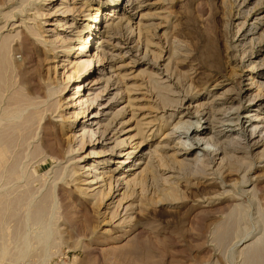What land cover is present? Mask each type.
I'll return each instance as SVG.
<instances>
[{"label": "rangeland", "instance_id": "374dc122", "mask_svg": "<svg viewBox=\"0 0 264 264\" xmlns=\"http://www.w3.org/2000/svg\"><path fill=\"white\" fill-rule=\"evenodd\" d=\"M110 19L118 25L107 31ZM83 28V41L91 35L85 53L74 50ZM3 43L8 66L0 65V135L15 141L19 134L3 162L15 163L18 174L0 180V195L9 196L10 210L15 206L3 224L11 251L3 264H15V247L25 239V264H254L255 249L264 264V0H0ZM171 53L178 84L164 72ZM94 54L100 61L92 58L91 76H77L76 59ZM150 77L170 85L169 98L178 105L164 107ZM23 99L33 105L6 119ZM113 115L126 143H140L121 166V152L131 150L126 144L100 154L111 142L98 143V134L90 142L88 133L80 145L83 130L95 129L93 120L105 128ZM193 129L217 138L216 148L190 135ZM195 156L203 163L194 165ZM91 163L105 180L116 167L115 176L132 167L128 178L140 185L129 187L115 209L122 191L102 202L85 185L94 175L95 169L85 171ZM40 201L47 202L42 222L56 230L44 245L28 217Z\"/></svg>", "mask_w": 264, "mask_h": 264}, {"label": "bare ground", "instance_id": "6f19581e", "mask_svg": "<svg viewBox=\"0 0 264 264\" xmlns=\"http://www.w3.org/2000/svg\"><path fill=\"white\" fill-rule=\"evenodd\" d=\"M84 2V1H83ZM76 3V2H75ZM79 3H80V1H79ZM87 3V2H86ZM89 4V3H88ZM94 8V7H93ZM94 10H98V9H94ZM96 12V11H95ZM94 14H96V13H94ZM110 14V13H109ZM115 14V13H114ZM110 16H114V15H110ZM95 17V16H94ZM111 20V19H110ZM106 21V20H105ZM109 22V21H108ZM116 25H118V24H116V23H114V20H111L110 21V23H108L104 28H106V30L108 31L110 28H113V27H115ZM93 26V25H92ZM38 27H39V25H38ZM40 28V27H39ZM37 29V27L35 28V27H31V29H29L28 31L30 32V34L31 35H34L35 37H41L40 35H41V32H40V29ZM115 28H117V27H115ZM90 29V28H89ZM44 30V29H43ZM83 30H85L84 28L83 29H81L80 30V36H78V38H79V40H80V42H81V40L83 39L82 37H81V33L83 32ZM95 30V29H94ZM105 30V31H106ZM44 32V31H43ZM42 32V33H43ZM110 32H111V30H110ZM108 33V32H107ZM84 34V33H83ZM94 35V34H93ZM26 37L28 38V35L27 34H23V39L24 40H26ZM94 37V36H93ZM89 40H91V35L90 36H88V37H86V40H82V42L78 45V47H76V48H74V50H76L77 52L78 51H82V52H84L85 53V50L87 49V44L89 43ZM28 41V40H27ZM2 42V41H1ZM65 49H67L68 50V52L70 53V51L72 50V48L70 47V46H67ZM93 49V48H92ZM6 44H1V47H0V65H3V67H4V65L7 67L8 66V56L6 55ZM75 52V51H74ZM98 53V52H97ZM245 53V52H244ZM101 54V53H100ZM74 56V55H73ZM176 56V54L175 53H171V54H169L168 55V57L165 59V64H164V72H165V74H166V76H167V78L168 79H171V78H175L176 79V82L175 83H177L178 84V82L177 81H179V77H178V75L176 74V60H175V57ZM94 57H97V59H98V61H100V57H98V54L95 56V54L91 57V58H86V59H79L78 58V60L76 59V61L73 63V67L75 68V70H76V75L77 76H79V77H81L82 79L83 78H85V77H90L91 76V74H92V58H94ZM174 60L176 61V62H174ZM251 66V65H250ZM249 66V67H250ZM5 67V68H6ZM250 69V68H249ZM6 70V69H5ZM1 71V70H0ZM69 72V71H68ZM70 74V73H69ZM74 75V74H73ZM78 77V78H79ZM71 78V75H67L66 76V79H70ZM147 78V77H146ZM151 78V80H152V83H153V85L155 86L154 88H156V92L158 93L157 95H158V97H159V99L161 100L160 102L162 103V105H163V103L164 104H167V103H169L170 102V105H172L171 103H177L178 102V100H176V101H173V99H170L169 97V95L173 92L172 90H171V86L170 85H166V84H164V83H159V82H156L157 80H154L152 77H150ZM175 79H173V80H175ZM91 81V80H90ZM83 83V82H82ZM85 84V83H84ZM176 84V85H177ZM81 85L82 84H80V85H78L77 86V89H78V91H80V88H81ZM253 85V84H252ZM88 86V85H87ZM83 87V86H82ZM67 88V86H65L64 87V89H66ZM263 88V87H262ZM261 88V89H262ZM82 97V96H81ZM157 97V98H158ZM82 100V99H81ZM59 102H60V100H58ZM58 101L56 102V109L54 110V112H56V110H58V108H60V103L58 104ZM83 101V100H82ZM90 101V104H92V102H91V100H88V99H86V101H84V104L85 103H87V102H89ZM79 102V101H78ZM77 103V102H76ZM80 103V102H79ZM83 103V102H82ZM19 106L17 107V109L15 110V111H13V112H8V113H6L5 114V117H6V119H12L14 116H16V115H22L23 116V114L26 112V110H27V108L26 107H31L32 105H33V102L32 101H28V103L26 102L25 103V101H24V99L23 100H20L19 101ZM78 105H80V104H78ZM77 105V106H78ZM177 105H178V103H177ZM177 105H175L176 107H177ZM54 106V104L52 105V106H50L51 108H49V110H51L52 109V107ZM71 106V105H70ZM74 106V105H73ZM75 106H76V104H75ZM164 106V105H163ZM173 106V105H172ZM171 106V107H172ZM165 107V106H164ZM163 107V108H164ZM175 107V108H176ZM75 108V107H74ZM73 108V109H74ZM82 108V107H81ZM89 107H87V108H83V109H88ZM78 110V109H77ZM80 110V109H79ZM78 110V113L80 112ZM85 111V110H84ZM86 111H88V110H86ZM82 112H83V110H82ZM74 113V112H73ZM85 113V112H84ZM83 113V114H84ZM210 113V112H209ZM63 114V113H62ZM61 114V116H59L60 118H61V120L63 119V115ZM72 114V113H71ZM90 114H92V113H90ZM112 114V113H111ZM116 115V117L117 116H119L121 113H120V111L118 112V113H115ZM26 115H28V116H26ZM25 115V118L26 119H24L23 120V122H25V120H27V122H25V124H30L29 122H30V119H31V116H32V114L31 113H28V114H26ZM65 115V114H64ZM78 115V114H77ZM80 115V114H79ZM78 115V116H79ZM211 115V114H210ZM74 116V115H73ZM72 116V117H73ZM81 116V115H80ZM114 115L112 116V118L113 117H115ZM163 116V115H162ZM19 117V116H18ZM21 117V116H20ZM67 117V116H66ZM83 117V116H82ZM86 117V116H85ZM95 115H92V118L91 119H95ZM113 118V120L111 119V120H107V123L106 124H104V126H105V128L103 127V126H100L99 125V123L97 122V121H95V120H93L92 121V124L94 125V127H95V129L92 127V126H90V128L87 130V131H85V129L83 130V132H82V134H81V141H80V145L81 146H85V145H83L84 143L86 144V142L84 141V139H85V137L88 135V133H89V138H90V142L92 141V137H94L95 135H97L98 134V137H97V142L99 143V141L101 140V141H106V140H109L110 142H111V144H112V146H106V147H109L108 149H106V151H108L110 154H106V153H108V152H105V151H102L101 153L98 151V154L100 153V154H103V153H105V155H111V154H113V152H114V150H117V149H122L124 146H125V144L127 145V147H130L131 148V150H129V151H119V152H121L122 154V156L124 155V157H126L125 158V160H118L117 162H116V164L119 166H121V165H125L126 163H128V159L131 157L130 155L131 154H133L136 150H137V148L139 147V145H140V143H134L133 144V147H131V146H129V145H131V143H129V144H127L126 143V141H125V138H122V133H123V127L121 126V128L118 130V129H115V124H117L118 122L116 121L117 120V118ZM213 117V116H212ZM22 118V117H21ZM69 118V117H68ZM75 118V117H74ZM160 118V117H159ZM168 118V120L169 119H172V115H169V117H167ZM210 118V117H209ZM214 118V117H213ZM77 119V118H76ZM116 119V120H115ZM122 119V118H121ZM210 119H212V118H210ZM257 119V118H256ZM76 121V120H75ZM119 121V120H118ZM181 121L182 120H179V122H178V124H181ZM37 123V122H36ZM64 124V123H63ZM63 124H61L60 125V128H61V130L63 129V127H65ZM122 124H124L121 120L119 121V125H122ZM166 124H167V121H166ZM177 125V124H176ZM176 125H175V127H176ZM103 127V128H102ZM101 128H102V131H100L101 130ZM87 129V128H86ZM28 130V129H27ZM209 131V130H208ZM12 132V131H11ZM65 132V131H64ZM28 133H29V130H28ZM27 133V134H28ZM30 133H31V130H30ZM29 133V134H30ZM109 133H112V135H111V138H108L107 139V135L109 134ZM207 133V130H195V129H193L192 131H191V133H190V135L191 134H194L193 136L195 137V139H199V141H203L204 142V145H206V146H214L215 148H216V144L218 143L217 142V138L215 139L214 138V136L213 137H207L206 134ZM10 134V133H9ZM22 134V133H21ZM26 134V135H27ZM28 134V135H29ZM219 134V133H218ZM13 135V134H12ZM13 136H15V135H13ZM16 136H18L17 137V139L16 140H18V138H19V134L18 135H16ZM32 136V135H31ZM10 135H8V134H1L0 135V180H2V178H3V176L5 175V174H7L8 176H10V175H12V174H14V173H17L16 171H17V169H16V166H15V163H12L11 165H8V166H6V164L5 163H3L4 162V160L7 158V155H8V149H11L12 147V145H11V143H14V142H17L16 140L14 141V137L12 138L13 139V141L11 140V141H9L10 140ZM24 137H25V135H24ZM23 137V138H24ZM71 137V136H70ZM73 137H74V135H73ZM133 137V136H132ZM135 137V136H134ZM22 137H20V139H21ZM26 138V137H25ZM66 138V137H65ZM80 138V137H79ZM26 139H28V137L26 138ZM29 139H30V137H29ZM28 139V140H29ZM71 139H72V137H71ZM24 140V139H23ZM23 140H21V141H23ZM95 141H96V139H94ZM112 140V141H111ZM179 140H181V139H179ZM66 141V140H65ZM218 141H219V139H218ZM24 142V141H23ZM109 142V143H110ZM70 143V142H69ZM106 143H107V141H106ZM184 148V150L186 149V147H185V145H184V143L182 142V141H180L179 142ZM89 144V143H88ZM15 145V144H14ZM18 145V144H17ZM17 145H15L14 147H16ZM66 145V144H65ZM104 145H106L105 143H104ZM109 145V144H108ZM203 145V144H202ZM218 145V144H217ZM80 146V147H81ZM87 146V145H86ZM195 146H197L196 144H195ZM11 147V148H10ZM13 147V148H14ZM213 147V148H214ZM208 148V147H207ZM214 148V149H215ZM26 149V148H25ZM210 149V148H209ZM209 149H207V151L209 150ZM214 149H213V151L212 150H209V151H211V152H214ZM75 149L74 148H70L69 150H68V153H71L72 151H74ZM80 150V149H79ZM82 150V149H81ZM205 150V149H204ZM208 151V152H209ZM219 151V149L216 151V152H218ZM66 152V151H65ZM210 152V153H211ZM225 152V151H224ZM19 153V152H18ZM23 153V152H22ZM115 153V152H114ZM207 153V152H206ZM219 153V152H218ZM218 153H214L213 155L216 157L217 156V154ZM221 153V152H220ZM222 153H223V151H222ZM14 154V153H13ZM66 154V153H65ZM91 154H97V153H91ZM186 154V152L185 153H183V154H181V155H185ZM180 155V154H179ZM11 156V155H10ZM9 156V157H10ZM14 156V155H13ZM96 156V155H95ZM107 156V157H108ZM203 156V155H202ZM7 158V162L10 160V158ZM97 157V156H96ZM224 157V156H223ZM9 159V160H8ZM11 159L13 160V158L11 157ZM150 159H151V153H150V155H148L147 156V162H146V165L148 164V163H151L150 162ZM15 160V159H14ZM52 160V159H51ZM108 160V159H107ZM107 160H105V163H107ZM221 160V159H220ZM6 162V161H5ZM6 162V163H7ZM16 162H17V160H16ZM113 162V161H112ZM139 162V161H138ZM193 162H194V165H196L197 163H200V164H202L203 162H201L200 161V159L198 158V157H196L195 156V158L193 159ZM220 162H222V161H220ZM18 163V162H17ZM181 163V162H180ZM114 164V163H113ZM139 164V163H138ZM138 164H135V165H138ZM93 163H91V164H89V165H87V166H85L86 168H85V171L87 172V171H93L94 169V171H93V173L92 174H94L91 178H90V180H88L87 182H85V185H87V186H89L88 188H91V191H96L93 195H95L96 193H98V192H100V195L99 196H101L100 198H101V201L103 202V201H105L106 199H108V197L109 196H111V193L113 192V190L115 191V193H119L120 191H122L121 192V194H119L120 195V199H119V202H118V204H117V206L115 207V209H117L118 207H121V201H123L124 199L126 200V198L127 197H129L128 196V189H129V187H132L133 185L135 186V184H137V183H139V182H137L136 181V178H132V179H129L128 177H129V175L131 174V172L134 170V169H132V167H130L129 168V170H126L127 172H122V174L121 175H114L113 173H115V171H116V169L118 168V167H116L112 172V174L110 175V176H108L107 177V179L105 180L104 179V175H105V172H100V173H98V170L100 169H98V168H96V166L95 167H93ZM99 165V164H98ZM97 165V166H98ZM183 165V164H182ZM186 165V164H185ZM190 165V164H189ZM188 165V166H189ZM149 167V166H148ZM191 167V166H190ZM194 167H196V166H194ZM93 168V169H92ZM192 168V167H191ZM74 169V168H73ZM72 169V175H74V173H76V171H75V169L73 170ZM102 169V168H101ZM104 169V168H103ZM77 170V169H76ZM32 172H34L35 173V169H33V171ZM78 172V171H77ZM108 172V171H107ZM111 172V171H110ZM84 173V172H83ZM88 173V172H87ZM91 173V172H90ZM18 174V173H17ZM86 174V173H85ZM6 175V176H7ZM88 175V174H87ZM107 175H108V173H107ZM135 175V174H134ZM5 177V176H4ZM20 177V176H19ZM106 177V176H105ZM8 178V177H7ZM76 178V177H75ZM128 178V179H127ZM4 180V179H3ZM2 180V181H3ZM14 180H15V178H14ZM18 180V179H17ZM19 180H20V178H19ZM85 180V179H84ZM86 181V180H85ZM104 181H105V183H104ZM1 182V181H0ZM5 182V181H4ZM13 182V181H12ZM83 182V181H82ZM98 183H101L100 184V186H97V184ZM1 185V184H0ZM139 185H140V183H139ZM77 186V185H76ZM94 186H96V187H94ZM105 186V187H104ZM3 187V186H2ZM78 188V187H77ZM93 188V189H92ZM133 189V188H132ZM135 189V188H134ZM6 190V189H5ZM85 190H87V188L85 189ZM89 190V189H88ZM142 190V189H141ZM167 191V190H166ZM171 191H174V190H171ZM15 192V191H14ZM86 192V191H85ZM32 193V192H31ZM129 193H131V191L129 190ZM133 193V192H132ZM138 193V192H137ZM50 194H51V191H50ZM142 194V193H141ZM175 194V193H174ZM174 194L173 193H169L168 192V194H167V198H169V197H174ZM26 195H28V194H26ZM33 195H34V193L33 194H31V199H32V197H33ZM92 195V194H91ZM90 195V196H91ZM131 195V194H130ZM141 196V195H140ZM9 196L7 195V194H5V195H0V240H1V238L3 237L2 235V229L4 230V228H3V224L5 223V215H6V213L7 212H10L11 210H13V209H15V204H13L12 206H14L11 210L8 208V205H9V203H10V198H8ZM20 197H22V196H20ZM47 197H49V196H47ZM164 197H166L165 195H164ZM178 197V196H177ZM42 198V197H41ZM93 198V197H92ZM19 200H20V198H18ZM29 200L30 202H28V206L29 205H31L32 203H34V201L33 200ZM95 199V198H94ZM169 199H171V198H169ZM177 199V198H176ZM175 199V197H174V200H176ZM14 200V199H13ZM98 200V199H97ZM96 200V201H97ZM112 200V199H111ZM173 200V199H172ZM18 201V200H17ZM16 200H15V202H17ZM33 201V202H32ZM48 202H49V200H47ZM13 202V201H12ZM50 202H54V197L52 196V198L50 199ZM89 202V201H88ZM99 202V201H98ZM150 202V201H149ZM20 203V202H19ZM46 203L47 202H43V201H40V202H38L37 203V209L35 210V211H33V212H31V214H29V216L28 217H30V219H31V221H30V223L32 224V227H35V228H33L34 229V231H36V229H38L39 230V235H37L36 237H34V238H36V241H37V243L38 244H42V245H44L45 243H46V241L50 238V236L53 234V232L54 233H56V230L55 229H53L51 226H50V222L48 223V224H45V223H43L42 222V219H43V217H42V215L44 214V210H43V208H45V207H47L46 206ZM91 203V202H90ZM112 203V202H111ZM140 203V202H139ZM11 204V203H10ZM50 204V203H49ZM48 204V205H49ZM92 204V203H91ZM11 206V207H12ZM17 206V205H16ZM24 206V205H23ZM50 206V205H49ZM10 207V208H11ZM129 207H130V204L127 206L126 205V207H125V210L124 211H127L128 209H129ZM24 209H25V207H24ZM10 210V211H9ZM46 211H47V208H46ZM12 212V211H11ZM46 213V212H45ZM113 213H115V212H113ZM112 213V214H113ZM13 213H11V214H9L8 216H10V215H12ZM14 215H15V213H14ZM13 215V216H14ZM7 216V215H6ZM23 216V215H22ZM21 216V217H22ZM237 216V215H236ZM11 217V216H10ZM10 217H7V218H9L10 219ZM24 217V216H23ZM46 218V217H45ZM24 219V218H23ZM49 220V219H48ZM50 220H52V218H50ZM125 220V219H124ZM6 221H8V219L6 220ZM21 222V221H20ZM24 223V222H23ZM25 223H26V220H25ZM47 223V222H46ZM5 224H7V222L5 223ZM18 226V225H17ZM26 226V225H25ZM53 226V225H52ZM5 227H6V225H5ZM221 227V226H220ZM10 228V227H9ZM31 228V227H30ZM5 230H7V228H5ZM10 231H12V230H10ZM19 231V230H18ZM225 231V230H224ZM20 232V231H19ZM7 233V232H6ZM13 233H15V230L13 231ZM12 233V234H13ZM18 232H16V234H17ZM225 233V232H224ZM221 234H223V233H221ZM228 234V233H227ZM57 235V234H56ZM6 236H8V235H6ZM4 237V238H7V237ZM13 236V235H12ZM219 236V235H218ZM14 237H15V235H14ZM53 237V236H52ZM15 238H17V237H15ZM15 238H12V239H15ZM31 239V238H30ZM17 240V239H16ZM9 241V240H8ZM8 241H7V243H8ZM52 241H54V239L52 240ZM4 242V239L2 238V242L0 241V264H3L4 262V260H5V258L7 257V255H9L10 253H11V251H9L10 249H8V247L6 246V239H5V242ZM13 242V241H12ZM18 243V242H17ZM36 243V244H37ZM10 244V243H9ZM16 245V244H15ZM14 246V245H13ZM29 248V244H28V240L27 239H25L24 241H22V242H19V244H18V246H16L15 247V253H14V255H13V257H14V261H15V264H22L23 262H24V260L27 258V255H28V253H29V251L28 250H30V249H28ZM259 249V248H258ZM255 251V253L253 252V251H251V252H253L252 254H254L257 258L259 257V260H257V258L255 259V257H254V255L253 256H251V257H253L252 259L253 260H257V261H255V263L254 264H259L258 263V261H260V256H262V255H257V253H260L261 254V250L260 251H256V249L254 250ZM257 252V253H256ZM249 254V253H248ZM263 254V253H262ZM250 255V254H249ZM12 257V256H11ZM246 258V257H245ZM250 258V257H249ZM251 259V258H250ZM262 259V258H261ZM264 259V258H263ZM253 260H251V261H253ZM254 262V261H253ZM262 262V261H261ZM251 263V262H250ZM23 264H25V262L23 263ZM36 264V263H35ZM39 264H46V262H45V260L43 259ZM262 264H263V262H262Z\"/></svg>", "mask_w": 264, "mask_h": 264}]
</instances>
